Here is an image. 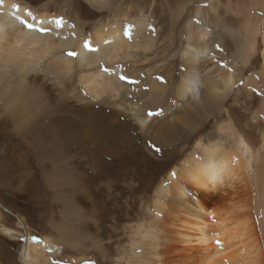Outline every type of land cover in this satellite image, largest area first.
I'll return each instance as SVG.
<instances>
[{
  "label": "rangeland",
  "instance_id": "obj_1",
  "mask_svg": "<svg viewBox=\"0 0 264 264\" xmlns=\"http://www.w3.org/2000/svg\"><path fill=\"white\" fill-rule=\"evenodd\" d=\"M16 1L27 5L35 14L46 12L67 19L79 30L81 37L90 35L97 27L106 26L113 19L123 18L132 22L147 17L153 28V45L148 50L136 49L135 57L124 58L116 63L123 70L122 76L127 77L122 79V83H128V86L125 85L127 88H120V95L116 97L118 99L110 100L103 96L99 99L101 101H97L88 97L82 85L79 86L78 68L62 75L59 80L45 68L39 72H31L26 77L27 83L22 90L15 91L19 96L17 103L30 112L44 110L53 114L52 117L68 113L65 115L67 117L77 112L76 117L79 119V110L83 106L100 105L120 116V123L135 126L134 131L131 130L132 127L122 126L123 131L133 132L132 140L129 139L126 151L120 156L123 160L122 167L110 168L107 174L100 170L101 177L108 178V181L93 179L99 168L90 172L83 162H74L75 171L86 178L82 177L84 191L69 184L63 186L59 183L56 187L53 184L47 185L43 179L40 180L39 171L26 167L24 162H28V158L21 152L16 136L18 125L25 126L29 118L5 119L7 113L0 104V176H3L0 181V223L15 231L8 233L0 227V264H22L19 254L25 230L19 225L17 215L25 220L31 236L39 239L42 235H48L62 243V252L59 250L60 253L51 255L47 262L40 264H137L152 260L168 264L163 258L170 257L172 252H167L166 248L169 247H165L166 244L159 237L165 233L160 230L164 225V219L161 218L167 215L166 209L174 210V202H170L172 199L169 197L158 198L159 188L167 174L193 150L200 137L203 141L219 140L224 148L234 149L237 138L243 137L249 148L244 156L246 159L249 158L250 151H260L264 134V0H261L262 7L250 6L252 0ZM251 17L254 21L262 22L256 39V51L244 63L236 48L239 42L235 43L223 31L227 26L240 32L243 24ZM194 18L206 26L209 30L207 38L219 48L218 54L208 60L207 68L213 76L234 73L236 83L218 104L219 107L208 106V111L205 110V104L188 105L187 109L173 108L172 112H168L171 115L163 123L156 121L153 122L154 128H142L131 113L157 110L150 103L157 102L159 97L165 102L172 99V90L181 80L185 27ZM220 37L222 44L218 41ZM1 72L0 88L5 82ZM133 76L137 77V81H134L137 84L129 81ZM154 77H160L165 87L163 93L162 90H151V78ZM17 80L18 76L12 73L11 82L15 84ZM108 121L111 125L117 124L115 117ZM108 121L105 119L106 123ZM219 127L223 129L219 130ZM153 146L160 151H155ZM89 147L90 143L84 140V146L80 149ZM250 169L251 167L247 169L249 179L253 174ZM249 179H237L235 181L238 183L234 181L226 189L205 196L207 198L201 194L196 195L212 206L226 203L231 199L228 196H231L236 205L244 208L251 204L247 202L253 198L250 195V185L246 186ZM156 198L161 199L163 204L159 212L155 204ZM151 227L158 229L154 232L157 237L155 240L144 238ZM135 251H138L141 260L133 257L137 253ZM156 251L161 259L152 256Z\"/></svg>",
  "mask_w": 264,
  "mask_h": 264
},
{
  "label": "bare ground",
  "instance_id": "obj_2",
  "mask_svg": "<svg viewBox=\"0 0 264 264\" xmlns=\"http://www.w3.org/2000/svg\"><path fill=\"white\" fill-rule=\"evenodd\" d=\"M14 4L20 6L19 12L13 7ZM250 6L262 7L263 3L261 0H252ZM28 11L32 16H27ZM18 16L27 19L33 28L30 29L22 24L20 19H17ZM59 19H62V24L57 26L56 21ZM119 19L111 20L106 26L95 27L90 35L81 37L79 30L60 16L46 12L35 14L27 5L20 4L16 0H4L0 5V72L2 71L1 76L5 81L0 88V104L7 113L5 119L28 116L26 125L17 127V141L21 145V152L28 158L29 163L24 162L26 167H33L39 171L40 180L43 179L47 185L53 184L56 187L59 183L63 186L69 184L82 190L83 176L75 171L76 164H74L78 160L83 162L90 172L99 168L98 174L93 179L108 181V178L101 177L100 170L107 174L110 168L122 167L123 160L120 156L126 151L129 139L132 140L133 136V132L123 131L122 126L132 127L133 131L135 126L120 123V116L114 115L110 108L100 105L83 106L79 110V119L76 117L77 112L67 117L65 115L68 113L52 117L53 114H48L44 110L30 112L24 109L22 104L17 103L19 96L15 91L22 90L27 83L26 77L31 72H39L45 68L55 74V78L59 80L62 75L78 68L81 83L79 86L82 85L88 97L97 101H101L99 99L103 96L114 100L120 95V88L128 86L127 82L122 83L123 70L116 63L124 58L135 57L136 49L148 50L153 45V28L147 17L132 22ZM261 22L262 20L254 21L251 17L243 24L240 32L231 27H224L223 32H226L235 43L239 42L236 48L239 49L240 58L244 63L248 62L256 51V39ZM42 28L46 31H41ZM184 33L181 80L176 84L174 91L171 89L173 93L171 100L165 102L159 97L160 101L150 103L157 110L148 112L147 109L142 113L140 111L131 113L142 128L152 129L155 127L153 122L156 121L163 123L171 115L168 112H172L173 108L187 109L188 105L191 107L205 104L207 110L209 107L218 106L236 83L234 73L227 72L224 75L213 76L211 70L207 68L208 60L218 54L219 48L207 38L209 30L202 25V22H198L196 18L190 20L186 24ZM221 40L220 37L218 41L222 44ZM86 44L90 47H86ZM262 67L264 70V64ZM12 73L18 76L15 84L11 82ZM129 81H137V77L133 76ZM150 88L154 91L162 90V93L165 91L160 77L151 78ZM111 117L117 118L118 125L109 123L108 119ZM222 129L219 127V130ZM84 140L88 141L91 147L80 149L84 146ZM235 143V149L224 148L219 140L203 141L200 137L193 150L181 160L179 165L174 168L172 166L173 171L167 172L166 179L159 188L158 198L169 197L172 199L170 202H174V210L166 209L167 215L161 218L164 219V225L160 230L165 233L159 237L166 244L165 247H169L166 248L167 252H172L168 258L162 256L168 264H262L264 134L260 151L257 150L256 153L250 151L248 159L244 158L249 152L244 138H237ZM249 167L253 172L251 179L247 174ZM2 177L0 176V181L3 180ZM245 178L249 179L248 183L244 182V184L250 185L252 191L250 195L253 197L250 202L246 201L248 204L251 203L247 207L236 205V202L231 200L233 198L231 196H228L231 199L226 203L212 206L196 195L211 196L226 189V186H230L235 180ZM53 196L54 194L51 197ZM158 198L155 204L159 212L163 204ZM242 200L245 205L244 199ZM17 216L19 225L25 230L24 242L19 254L22 264L47 262L51 255L60 253L61 241H56L48 235L33 239L25 220ZM0 227L8 233H15L12 228H6L1 223ZM155 230V227H151L144 238L157 239L154 232L158 229ZM135 252L137 253H134L133 257L141 260L138 251ZM152 256L161 259L157 251ZM137 264L161 263L160 260H152L149 263Z\"/></svg>",
  "mask_w": 264,
  "mask_h": 264
},
{
  "label": "snow or ice",
  "instance_id": "obj_3",
  "mask_svg": "<svg viewBox=\"0 0 264 264\" xmlns=\"http://www.w3.org/2000/svg\"><path fill=\"white\" fill-rule=\"evenodd\" d=\"M3 2H4V0H0V5H2ZM13 7L16 8L17 12H19V10H20V6L19 5L14 4ZM27 16H32V13L30 11H28L27 12ZM17 19H20L21 23L24 24L26 27H28L30 29L33 28V25L31 23H29L27 19H24V18L19 17V16L17 17ZM33 19H34V17H33ZM56 24H57V26H60L62 24V19L57 20ZM40 30L41 31H46V29H43V28L40 29ZM85 46L86 47H90V45H88V44H86ZM69 55H75V53H69ZM121 79H127V77L121 76ZM149 114L152 115V113H149ZM153 147H154L155 151H157V152L160 151L159 148H156L155 146H153ZM33 239H36V238L33 237Z\"/></svg>",
  "mask_w": 264,
  "mask_h": 264
}]
</instances>
